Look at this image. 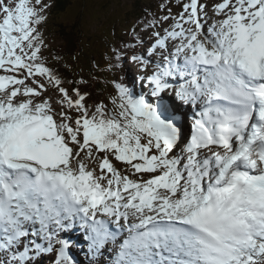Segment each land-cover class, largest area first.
<instances>
[{
  "label": "snow or ice",
  "instance_id": "6c2138e0",
  "mask_svg": "<svg viewBox=\"0 0 264 264\" xmlns=\"http://www.w3.org/2000/svg\"><path fill=\"white\" fill-rule=\"evenodd\" d=\"M175 3L89 104L42 55L52 5L0 0V264H264V0Z\"/></svg>",
  "mask_w": 264,
  "mask_h": 264
},
{
  "label": "rangeland",
  "instance_id": "374dc122",
  "mask_svg": "<svg viewBox=\"0 0 264 264\" xmlns=\"http://www.w3.org/2000/svg\"><path fill=\"white\" fill-rule=\"evenodd\" d=\"M72 4L61 15L63 21L76 22L83 32V39L88 38L84 43L85 53L81 54L75 60L71 61L72 66L87 65L88 57L91 55L93 61L105 62L107 49L115 48L117 39L120 35L127 36V31L133 21H129L133 9L136 7L137 0H71ZM147 5L152 4L154 0H142ZM46 3L53 4L54 0H45ZM140 2V3H142ZM211 2V0H209ZM172 11L178 13L180 7L176 5L175 0H172ZM47 20L48 10H47ZM46 20V21H47ZM168 23H171L169 21ZM125 32V33H124ZM48 33V32H47ZM57 39V35H52L51 38H45L46 47L42 49V55L45 60L48 59L47 53L50 51L49 44H57L53 40ZM130 73L126 72V77ZM112 81V75L107 76V83ZM67 88V85L63 84ZM77 257H80L79 251H76Z\"/></svg>",
  "mask_w": 264,
  "mask_h": 264
},
{
  "label": "trees",
  "instance_id": "16d2710c",
  "mask_svg": "<svg viewBox=\"0 0 264 264\" xmlns=\"http://www.w3.org/2000/svg\"><path fill=\"white\" fill-rule=\"evenodd\" d=\"M162 3L163 0H158ZM139 1H136V7L133 9V18L137 20L145 16V12L138 8ZM72 4L71 0H54L51 8L48 10L51 21L45 25H41V31L43 34L49 31V37L57 35V39L53 40L57 44L51 46L48 59L45 60L47 66L57 69L60 75L64 79V84L71 92V89L77 86L75 81H79L83 78L87 81L86 85H80L81 91H87L92 94V98L87 102L91 104L93 100L104 99L108 93L101 86V81L95 80L91 73L85 72L81 66H72L71 61L75 60L81 54L85 53L84 43L88 41V38L83 39V32L81 27L76 22L63 21L61 15L69 8ZM154 2L151 4L153 6ZM144 4H142V7ZM85 75V76H84ZM99 89L101 91H99ZM79 264H86L85 259L78 261Z\"/></svg>",
  "mask_w": 264,
  "mask_h": 264
},
{
  "label": "bare ground",
  "instance_id": "6f19581e",
  "mask_svg": "<svg viewBox=\"0 0 264 264\" xmlns=\"http://www.w3.org/2000/svg\"><path fill=\"white\" fill-rule=\"evenodd\" d=\"M77 251V250H76ZM81 259H85V257L83 256V254H81Z\"/></svg>",
  "mask_w": 264,
  "mask_h": 264
}]
</instances>
